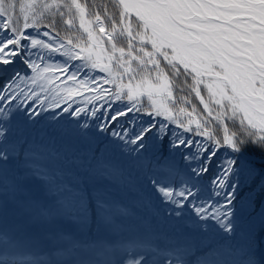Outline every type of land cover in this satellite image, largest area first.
I'll return each instance as SVG.
<instances>
[{
	"label": "snow or ice",
	"instance_id": "1",
	"mask_svg": "<svg viewBox=\"0 0 264 264\" xmlns=\"http://www.w3.org/2000/svg\"><path fill=\"white\" fill-rule=\"evenodd\" d=\"M0 264H264V0H0Z\"/></svg>",
	"mask_w": 264,
	"mask_h": 264
},
{
	"label": "trees",
	"instance_id": "2",
	"mask_svg": "<svg viewBox=\"0 0 264 264\" xmlns=\"http://www.w3.org/2000/svg\"><path fill=\"white\" fill-rule=\"evenodd\" d=\"M102 0H95V3L100 4ZM181 86V82H177V90H179V87Z\"/></svg>",
	"mask_w": 264,
	"mask_h": 264
}]
</instances>
